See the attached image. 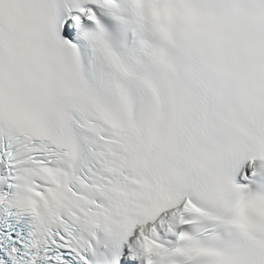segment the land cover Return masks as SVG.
Wrapping results in <instances>:
<instances>
[{
  "label": "snow or ice",
  "instance_id": "obj_1",
  "mask_svg": "<svg viewBox=\"0 0 264 264\" xmlns=\"http://www.w3.org/2000/svg\"><path fill=\"white\" fill-rule=\"evenodd\" d=\"M0 264H264V0H0Z\"/></svg>",
  "mask_w": 264,
  "mask_h": 264
}]
</instances>
